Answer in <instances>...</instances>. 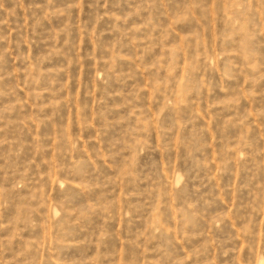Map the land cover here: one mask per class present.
<instances>
[{
  "label": "rangeland",
  "instance_id": "374dc122",
  "mask_svg": "<svg viewBox=\"0 0 264 264\" xmlns=\"http://www.w3.org/2000/svg\"><path fill=\"white\" fill-rule=\"evenodd\" d=\"M0 264H264V0H0Z\"/></svg>",
  "mask_w": 264,
  "mask_h": 264
}]
</instances>
